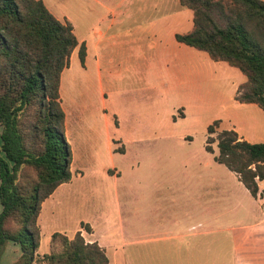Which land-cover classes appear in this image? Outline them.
<instances>
[{
	"label": "rangeland",
	"instance_id": "1",
	"mask_svg": "<svg viewBox=\"0 0 264 264\" xmlns=\"http://www.w3.org/2000/svg\"><path fill=\"white\" fill-rule=\"evenodd\" d=\"M42 1L90 45L85 65L75 49L64 70L62 105L73 169L83 171L85 183L98 188L100 207L83 199L74 186L63 188L44 208L38 253H49L54 232L73 236L77 222L87 219L95 220L99 234L112 235L120 264H239L234 249L244 242L240 235L264 234V203L215 156L223 130L264 140V111L236 101L246 77L179 44L173 32L161 37L124 27L99 65L90 30L107 12L97 0ZM188 11L181 17L185 23L193 15ZM215 121L220 123L210 136L214 152L209 153L207 128ZM97 209L106 220L98 221ZM247 242L264 251V235ZM175 248L183 251L181 256L171 254ZM20 254L19 246L8 242L0 264H11ZM260 258L264 264V254Z\"/></svg>",
	"mask_w": 264,
	"mask_h": 264
},
{
	"label": "trees",
	"instance_id": "2",
	"mask_svg": "<svg viewBox=\"0 0 264 264\" xmlns=\"http://www.w3.org/2000/svg\"><path fill=\"white\" fill-rule=\"evenodd\" d=\"M193 13V30L176 34L184 45L246 77L236 101L264 111V0H179ZM79 46L72 24L41 0H0V258L8 242L21 254L11 264H110L98 243L56 232L41 255L42 204L72 179V148L65 135L60 83ZM86 47H79L84 62ZM215 121L207 128L213 153ZM215 161L234 172L258 198L264 180V142L249 143L235 130L217 137Z\"/></svg>",
	"mask_w": 264,
	"mask_h": 264
},
{
	"label": "crops",
	"instance_id": "3",
	"mask_svg": "<svg viewBox=\"0 0 264 264\" xmlns=\"http://www.w3.org/2000/svg\"><path fill=\"white\" fill-rule=\"evenodd\" d=\"M102 1L103 0H97V4L103 10H105L107 12V15L101 17L90 30V32L92 34V38H93L92 49L94 52V57H95L96 63L99 65L102 62V59H104V57H105L104 52L106 50L110 49V46L117 45V43H118L117 41H119L118 37H119V33L121 32L120 31L121 27H124L123 31L127 30L128 32L131 31L132 29H134V31L135 30L140 31V32L144 31L145 33L147 31L148 32L152 31V32L159 33L161 35V37L163 36V33H166V32L172 33L173 32L174 34L172 37L175 38L176 34H186L183 32L188 31V29L190 28L191 22L193 21V15L191 16L190 21H188L186 23L181 19L182 15L187 14L189 11H188V9L183 8L181 6L179 0H120V2L118 4L115 3L116 0H107V1H112V2L114 1L111 5L105 4ZM190 15H191V13H190ZM65 19H66L65 22L70 23V21L66 17H65ZM72 26H73V24H72ZM193 27H194V25H193ZM193 27H192V29L190 28L191 30H189V32H191L193 30ZM73 29H74V26H73ZM189 32H187V33H189ZM74 34H75V36L79 42V46L76 49L79 50V47L82 44H84L86 47V56L84 59L85 62H83L85 65L88 54H89V46L90 45H88V40H87L86 36L80 39L79 37H77L75 29H74ZM175 40H176V38H175ZM179 44H181V43H179ZM182 45H184V44H182ZM185 46H187V45H185ZM74 51H73L71 57L73 56ZM187 52H183V53H186L188 56H192L193 58L195 57L192 53H187ZM186 54H184V55H186ZM106 57L108 58L109 62L113 61V57L109 53H108V55H106ZM70 61H71V58H70ZM66 69H69V68H66ZM63 73H64V71H63ZM63 73L61 76V83H60L61 105H62V98H63V96H62ZM62 108H63V111L65 113V134H66L67 133V126H68V114H67V109L65 107H63V105H62ZM236 132L238 133V135L241 139L246 140L249 143H263L264 142V140H260V141L254 140L252 135L245 136L244 134H241L237 130H236ZM125 153L126 152H124V154ZM72 154H73V151H72ZM73 163H74V159H72V164H71V171H72L71 181L68 183H64V184L60 185L54 191V193L47 200H45L42 204V209H41V212H40V215L38 218V225H39V228L41 230V233H42V227L40 224V219L44 213V208L47 206V204H50V202L55 201V199L58 197V194L65 187L74 186L76 189V193L78 191L81 192L83 199L87 200V202L90 199L92 206H94L96 208L100 207L99 203H98V195H97L98 188L92 183V181L90 182V186L88 185V183H85V178H86L85 173L81 170H74L73 169ZM116 174H117V172H116ZM90 177L94 178L96 176L91 175ZM258 186H259L258 198H261L262 202L264 203V180L259 181ZM90 192H91V195L88 194ZM206 204H208V203L203 202V205L205 207H206ZM191 208L194 209V206L191 205ZM100 212L101 211H99V209L96 210V215H97L96 217L98 218L99 222L106 220L105 219L106 215L101 214ZM104 224H106L105 221H104ZM96 225L97 224L95 223V220L91 221V220L86 219L84 221H79L76 224V228L74 230L73 236L77 232L80 231L86 242H89V243L96 242L99 244V246H101L106 251L107 257L110 260V264H120L121 260L118 257V254H119L118 249L115 248V246L112 243V241H113L112 235L109 234L107 236V234L106 235L99 234L97 232V226ZM85 227H87V229ZM192 227H198L199 228V227H201V224L194 225ZM54 233H56V232H54ZM199 235L204 236L206 234L200 233ZM261 235H264V234L257 235L256 233H251V234L240 235L241 237L239 239L240 240L243 239L244 242H241L240 244H239V242H237L235 244L236 247L234 249V257H235L236 263L239 262V264H243L244 262H247L250 264H260V262H261L260 255L264 254V251H261V249H256V248L250 247L247 241H253L254 239H256L257 236H261ZM73 236H69V237H73ZM41 239H42V236H41ZM197 251H201V250H197ZM182 252H183L182 250L176 249V248L171 250V254L173 256H176V255L181 256ZM192 252H193L192 249L187 250L188 255H190ZM125 264H128V263L125 262Z\"/></svg>",
	"mask_w": 264,
	"mask_h": 264
}]
</instances>
